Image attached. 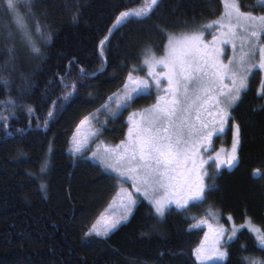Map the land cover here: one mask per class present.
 Here are the masks:
<instances>
[{
	"label": "trees",
	"instance_id": "16d2710c",
	"mask_svg": "<svg viewBox=\"0 0 264 264\" xmlns=\"http://www.w3.org/2000/svg\"><path fill=\"white\" fill-rule=\"evenodd\" d=\"M66 2L34 0L32 11L36 15L27 18L26 23L38 46L41 38L36 33L37 23L41 31L53 33V41L43 48L47 59L42 63L28 60L27 50L17 35L19 71L2 73L10 77L11 84H0V102L11 98L25 107L0 103V114L8 117L0 121V264H196L193 250L201 242L204 229L192 224L201 216L213 218L208 215L210 209L229 233L232 224L239 226L247 218L264 229V110L259 109L264 100L258 98L259 71L253 70L251 91L233 113L235 122L240 124L237 162L214 172L208 184L215 183L216 190L202 204H192L187 211L172 206L162 219L154 217L149 201L139 195L138 206L129 219L107 237L89 234L90 226L121 184L114 179V173L87 156L91 151L72 155L70 143L76 126L121 88L127 68L139 66V49L128 50V39L142 36L141 45L154 44L156 55H162L167 37L156 32V25L180 32L184 21L192 27L216 19L223 4L221 0H160L151 19H132L116 31L111 43L103 46L102 57L100 41L109 35L116 16L120 11L137 9L143 0H79L71 11L65 8ZM239 3L243 9L264 10L252 7L256 0ZM77 9L78 22L73 23L71 15ZM149 34L151 40L147 39ZM5 44L0 40V63L7 60L2 51ZM74 58L79 63H70ZM102 58H106L105 71L87 81L90 87L81 86L67 101H57V97L71 90L60 86V77H65V83L75 82L81 66L95 70ZM125 64L127 67H122ZM19 72L29 77L32 87H24ZM143 74L145 67L136 73ZM50 80L54 82L49 84ZM53 101L63 107H56L55 115L49 118ZM152 102L153 95L141 97L129 109ZM28 106L35 110L32 115L27 114ZM127 111L119 120H108L107 129L93 142L118 145L128 127L122 123ZM45 164L47 170L42 172ZM256 172L261 175H254ZM41 184L46 185L45 190ZM192 216L195 219L187 218ZM226 239L227 235L222 247L230 255L213 264H239L241 256L249 255L264 258V252L254 246V234L247 229H241L238 239L230 245L224 243ZM242 245L248 246L247 252L240 251Z\"/></svg>",
	"mask_w": 264,
	"mask_h": 264
},
{
	"label": "snow or ice",
	"instance_id": "6c2138e0",
	"mask_svg": "<svg viewBox=\"0 0 264 264\" xmlns=\"http://www.w3.org/2000/svg\"><path fill=\"white\" fill-rule=\"evenodd\" d=\"M78 2L79 0H67L65 8L71 11L73 5ZM211 2L212 0H209V3ZM159 3L160 0H143L141 6L135 10L120 11L108 30L109 35L100 41L102 57L103 46L106 42L111 43V36L116 31L132 19H151ZM222 4L223 11L219 17L192 27L184 21V30L180 32H170L156 25V32L167 37L164 54L161 56L156 55V45L139 43L144 37L138 35L128 39L125 44L128 50L139 49L136 55V59L140 61L139 66L133 64L127 68L128 75L121 88L108 96L100 108L80 122L81 125L90 126L91 120L99 123L100 127L91 132V136L96 138L107 129L108 120H119L136 100L153 95L152 89L155 87L154 102L130 112L126 121L122 122L128 124L126 139L121 140L115 147H105L102 154L99 150L93 152V157L97 158L104 168L115 173L114 179L118 183L131 180L135 193L142 194V197L149 201L157 219L164 218L172 205H175L177 210L187 211L192 204H202L208 195L216 190L215 183H205L206 177L213 179L211 174L205 171V164L211 161L218 171L222 165L233 167L237 162V148L241 143L240 124L235 122L233 113L244 103L245 96L251 91L250 77L253 69L258 66L264 70V13L256 15L252 11H242L244 6L239 0H222ZM34 6V0H0V40L6 42L2 51L7 56V60L0 63V84L5 87L11 84V80L2 73L11 75L20 68V54L15 44L17 35L27 50L28 60L42 63L47 59L43 48L51 44L54 35L52 32L41 31L37 23L36 33L41 38V46H38L26 23L27 18H34L36 15L32 11ZM252 7L264 8V0H256ZM78 17L79 9L71 15L72 22H78ZM44 27L50 28L51 25ZM213 29H216V34L210 43H206L205 33ZM147 39L151 40L152 36L149 34ZM7 42H11V46H7ZM223 45H231L232 48V55L227 63L221 59L222 55H226ZM70 63L79 62L74 58ZM105 66L106 58H102L99 68L92 71L81 66L76 81L70 84L65 83V77H60V86L71 90L57 97V101H67L81 86L90 87L87 81L104 72ZM144 67L148 69L147 78L135 75ZM158 68L161 70L157 71ZM19 75L24 87H32L28 84L29 77L26 74L19 72ZM53 82L50 80L49 84ZM44 91L47 94L49 89L46 87ZM258 98L264 100V81L261 82ZM57 101H53V110L47 113L49 118L55 115L56 107H63L58 105ZM0 103L6 107H25L11 98ZM259 109L264 110V104H261ZM34 111L32 107H27L28 115H32ZM101 114L106 117L103 121L99 119ZM6 119L8 117L0 114V121ZM47 123L45 120V127ZM226 127L234 129L231 151L222 156L224 150L221 149L205 160L201 153L214 150V136L223 134ZM84 150L85 141L78 140L74 144L72 154L76 156ZM177 168H182L189 177L179 187L174 183L173 176ZM46 170L47 165H42L41 171ZM254 175L261 173L256 172ZM41 189L45 190L46 185L41 184ZM161 191L165 195L157 196ZM119 196L122 215L118 219L106 220L105 228L102 232L96 231V235L107 237L122 221H127L138 206V198H134L133 193L121 189ZM208 215L217 214L210 209ZM187 218L195 219L194 216ZM228 219L231 220L232 217L229 216ZM200 223L206 221L201 220ZM241 229H247L254 234V246L258 251L264 252V229L256 227L251 218H247L239 226L232 224L224 243L230 245V242L238 239ZM93 230H90L89 234ZM215 233L217 239L214 247L229 230L218 228ZM240 251L247 252L248 246L242 245ZM203 252L204 249L198 252V258ZM216 253L220 257L230 255L227 251L216 250ZM239 264H264V258L241 256Z\"/></svg>",
	"mask_w": 264,
	"mask_h": 264
},
{
	"label": "rangeland",
	"instance_id": "374dc122",
	"mask_svg": "<svg viewBox=\"0 0 264 264\" xmlns=\"http://www.w3.org/2000/svg\"><path fill=\"white\" fill-rule=\"evenodd\" d=\"M242 11H252L256 15L264 13V10H251V9H243V8H242ZM215 34H216V29H213V30H211L209 32H206L205 33V42L206 43H210L211 40H212L213 35H215ZM222 47L224 48V50L226 52V55H222L221 59L225 63H227L228 58L232 55V48H231V45H223ZM163 54H164V52H163ZM157 56H161V55H157ZM257 59H258V57H257ZM160 70L161 69H159V68L157 69V71H160ZM253 70L259 71V73H258L259 76H260V80H259L260 85H259V87H261V82L264 81V70H261L258 66L256 68H254ZM147 72H148V69L145 67V74H143L142 76H139V75H137V76H139L141 78H147V76H146ZM155 91H156L155 87H153V89H152L153 102H154V98H155V95H154ZM152 103H149V104H147L145 106H141V107H138V108H135V109H129L127 111V113H125V115H126L125 116V120L127 119V116H128V114L130 112H132V111H134L136 109L147 107V106L151 105ZM94 112L95 111H93L91 113H94ZM88 116H89V114L86 115L85 117H88ZM99 119L101 121H103V120L106 119V117H105V115L101 114ZM80 122L76 126V130H75V132H74V134L72 136L71 143H70V152L72 153V149H73L74 144L76 143V141L84 140L85 141V150L84 151H88V150L91 151V153H89V155H87V156L90 159H92L93 161H96V162L99 163V160L97 158L93 157V152H97L99 150L100 153L102 154L103 153V149L105 147L112 148V147H114L115 143L114 144H110V143L103 144L104 141L103 142L102 141H94L93 142L94 138L91 136V132L96 129V125L99 124V123H97L95 120H91V126H90L88 124L81 125ZM233 131H234V129H232V134H231V136L229 138L228 145L227 144L220 145L218 148H214V150L215 149L216 150L213 152V156L215 155V152L220 151L221 149L224 150L221 153L222 156L225 153H229L231 151V145H232V139H233ZM125 139H126V137H125ZM225 140H222L220 138L216 139L218 145L220 143L223 144V142ZM92 142H93L94 145L92 144ZM120 142H118V144H120ZM100 144H102L103 146L100 145ZM202 153H201V155H202ZM77 156L78 155H76L74 157H77ZM202 156H203V158L205 160H207L208 156L206 154H203ZM104 169L107 170V171L112 172L111 169H107V168H104ZM205 171H207L208 173L211 174V176H213L214 172L217 171L216 168H215V164L214 163L205 164ZM182 173H183V171H182ZM182 173H179L177 170L173 173L174 183L177 185V187H179L184 182V180L189 178L188 174H186V173L182 174ZM209 180L210 179L206 177L205 178V183H208ZM121 189H124V190H126L128 192L133 193L134 198H137L139 195L142 196V194L135 193V189L132 186V181L131 180H127L125 183H122L120 185V187L117 189V191L115 192V194L112 196L111 200L108 202L106 207L102 210V212L97 216L95 221L92 223V225L89 228V232H90V230H93L94 226H95V230L91 231V233L96 234V231H101L102 232L103 229L106 226V220H111V219H114V218L118 219L122 215L123 209H122L121 200H120V196H119V193L121 192ZM162 195H165V193L163 191H161L160 193L157 194V196H162ZM172 206L175 207V205H172ZM129 217H130V215H129ZM129 217H128V219H129ZM201 220L206 221V223H200ZM192 227H202L204 229L201 242L193 250V255H194L196 264H213L215 262L224 261L225 257H220L216 253V250H218L220 252H224V248L222 247L223 237L220 239L219 243H215V247H214V242L217 239L215 230L218 229V228H225L226 229V227L222 223H220L219 217L214 216L213 218H208L207 216H201V217H199L198 219L195 220V222L192 224ZM227 234H230V233H226L225 235H227ZM201 249H204V252L200 255V258H198L197 254H198V252Z\"/></svg>",
	"mask_w": 264,
	"mask_h": 264
},
{
	"label": "flooded vegetation",
	"instance_id": "af4514ba",
	"mask_svg": "<svg viewBox=\"0 0 264 264\" xmlns=\"http://www.w3.org/2000/svg\"><path fill=\"white\" fill-rule=\"evenodd\" d=\"M205 118H207L206 115H205ZM126 133H127V129L125 128V131H124V137L122 138L123 140H125ZM231 134H232L231 129H229V128L226 127V130H225V132H224L223 134L218 135V136H214V138H213V149H214V148H218V147L222 144V143H220L219 145L217 144V141H216L217 138H220V139H222V140H225V139H226V140L223 142V144H224V143H227V144H228V143H229V138H230ZM214 144H215V145H214ZM215 150H216V149H215ZM215 150H213L212 152H205L204 154H206L207 156H209V155L213 156V152H214ZM209 163H212V162L210 161ZM222 167H227V165H222L220 168H222ZM177 171H178L179 173H182L183 169H182V168H178ZM183 173H186V172H183ZM186 174H187V173H186Z\"/></svg>",
	"mask_w": 264,
	"mask_h": 264
}]
</instances>
